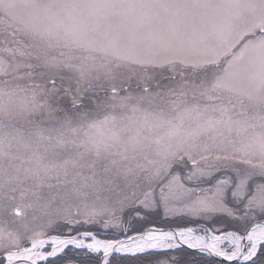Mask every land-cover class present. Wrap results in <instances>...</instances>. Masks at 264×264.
<instances>
[{
	"label": "snow or ice",
	"instance_id": "1",
	"mask_svg": "<svg viewBox=\"0 0 264 264\" xmlns=\"http://www.w3.org/2000/svg\"><path fill=\"white\" fill-rule=\"evenodd\" d=\"M153 214L192 224L128 235ZM7 218L0 264H264V0H0Z\"/></svg>",
	"mask_w": 264,
	"mask_h": 264
},
{
	"label": "rangeland",
	"instance_id": "2",
	"mask_svg": "<svg viewBox=\"0 0 264 264\" xmlns=\"http://www.w3.org/2000/svg\"><path fill=\"white\" fill-rule=\"evenodd\" d=\"M166 75L167 74H165V76ZM158 82L161 83V84H166L167 80L165 79L164 76H161V77L158 78ZM153 87H154V85H153ZM153 215L159 216L162 219L161 221H164V222H169V221H174V220L175 221L176 220H183V221H186V222L189 221L187 218H183V217L177 218V219H174V220H165L158 214H153ZM7 219H8V222L6 224L0 225V226L6 227V228H9V229H18V228H20V223H19L18 219H17L16 222H12L11 218H7ZM29 219H30V214H29ZM158 219L159 218H157V219L155 218L154 220L160 226V219L159 220ZM145 220H146V218L144 220H141L138 223H136L135 226L138 225V224H140V225L143 224ZM223 222H224V224L226 226L228 225V222L226 220L223 221ZM77 227L83 228V230H91L94 233L97 232L95 234H96L98 239L112 240V239H125L126 238V235L124 233H122V231L120 229H116V228L104 229L99 223L78 225ZM138 227H140V226L138 225ZM147 227H145V228H147ZM162 227H164L165 229L173 228V227H167V226H162ZM132 230H134V228L129 230L128 235H132V234L135 233V232H131ZM197 234L198 235H202L203 233L197 232ZM26 243H27L26 241H22V246H24ZM182 249H187V248H181V249H176V250H182ZM187 250L188 251H192L193 253H195V250H190V249H187ZM89 256L98 259L97 254L89 253L86 249L85 250H80V249H75L74 247H69V248H66L64 250V252L60 254L59 257H57V260L65 259V258L69 259L71 257H73V258H88ZM173 256L175 257V260L178 259L177 258L178 256H176V255H173ZM111 257L119 258V257H126V256L124 254H113L112 256L109 257V261H110ZM202 257L208 258L210 260H215V259H212V258H210L208 256H204V255H191V256H187V259L189 261H196L197 262V261H200L202 259ZM162 259H171V258L163 257ZM217 261H219V260H217ZM219 262H221V261H219ZM71 263L78 264L77 262H75L73 260L66 261L64 264H71ZM221 263H223V262H221ZM40 264H46V262L42 261V262H40ZM109 264H110V262H109ZM225 264H228V262H226Z\"/></svg>",
	"mask_w": 264,
	"mask_h": 264
},
{
	"label": "trees",
	"instance_id": "3",
	"mask_svg": "<svg viewBox=\"0 0 264 264\" xmlns=\"http://www.w3.org/2000/svg\"><path fill=\"white\" fill-rule=\"evenodd\" d=\"M159 218L160 219V226H167V227H173V228H177V227H184V226H190L192 224L191 221H183V220H174V221H169V222H164L161 221L162 219L157 216V215H152L148 218H146V220L144 221L143 224H138L140 227H138V225H136L134 227V230H132L131 232H136L137 229L142 230L143 228L149 226V225H158L157 222H155L154 219ZM158 219V220H159ZM227 221V220H226ZM216 221L211 222V224H215ZM211 226V225H209ZM227 226H230L229 224ZM81 230H83V228H81ZM93 232V231H92ZM97 233V232H95ZM176 255L178 256L175 260V264H225V263H221L217 260H210L208 258H204L202 257V259L200 261H189L187 259V256H191V255H195L192 251H188L187 249H182V250H176L173 253H170L168 256L165 257H169L171 258V256ZM158 257L156 255H145L144 256V260H152L155 261ZM163 258V257H161ZM201 258V257H200ZM69 260H73L75 262H77L78 264H96L97 259L94 257H88V258H65V259H59L58 260V264H64L66 261ZM110 264H129V257H111L110 259Z\"/></svg>",
	"mask_w": 264,
	"mask_h": 264
},
{
	"label": "water",
	"instance_id": "4",
	"mask_svg": "<svg viewBox=\"0 0 264 264\" xmlns=\"http://www.w3.org/2000/svg\"><path fill=\"white\" fill-rule=\"evenodd\" d=\"M126 239V238H125ZM184 248H186V247H184ZM191 250V249H190ZM208 257H210V258H212V259H215V260H219V261H221V262H223V263H226V261H223V259L221 258V257H215V256H208ZM71 264H76V263H71Z\"/></svg>",
	"mask_w": 264,
	"mask_h": 264
},
{
	"label": "bare ground",
	"instance_id": "5",
	"mask_svg": "<svg viewBox=\"0 0 264 264\" xmlns=\"http://www.w3.org/2000/svg\"><path fill=\"white\" fill-rule=\"evenodd\" d=\"M198 235V234H197ZM90 242V241H89ZM71 247V246H70ZM80 250H85V249H80ZM113 254H120V253H113ZM112 254V255H113ZM16 264H30V262H27V261H17Z\"/></svg>",
	"mask_w": 264,
	"mask_h": 264
}]
</instances>
